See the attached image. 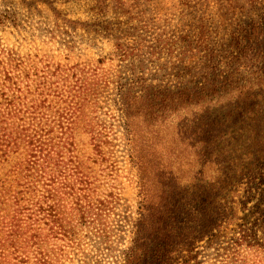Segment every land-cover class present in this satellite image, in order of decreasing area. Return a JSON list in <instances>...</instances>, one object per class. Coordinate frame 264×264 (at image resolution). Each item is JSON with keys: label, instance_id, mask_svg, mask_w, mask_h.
Segmentation results:
<instances>
[{"label": "trees", "instance_id": "obj_1", "mask_svg": "<svg viewBox=\"0 0 264 264\" xmlns=\"http://www.w3.org/2000/svg\"><path fill=\"white\" fill-rule=\"evenodd\" d=\"M17 57L14 50L0 51V264H68L91 243L112 247L117 138L90 120L95 76L48 69L46 89L38 69ZM231 89V107L218 116L234 112L257 134L255 142L233 145L232 137L241 134L235 127L219 144L217 120L206 132L199 122L183 125V140L203 136L211 152L199 154L195 145L181 143L176 179L157 191L158 202L142 204L124 264H264V84ZM125 116L119 122L133 162L132 133L141 131L127 110ZM150 161L165 164L159 156ZM136 164L146 181L149 167L140 159ZM235 167L249 175L236 174ZM245 182L244 193L235 190ZM252 185L260 198L246 209ZM142 187L148 199L154 189L146 182ZM233 192L241 194L250 222L236 223L241 217L233 214Z\"/></svg>", "mask_w": 264, "mask_h": 264}, {"label": "rangeland", "instance_id": "obj_2", "mask_svg": "<svg viewBox=\"0 0 264 264\" xmlns=\"http://www.w3.org/2000/svg\"><path fill=\"white\" fill-rule=\"evenodd\" d=\"M3 48L35 66L46 89L48 69L74 68L81 77L95 76L90 120L117 138L118 216L112 247L91 243L74 252L68 264L125 263L142 204L158 202L157 191L176 179L181 143L195 145L193 152L199 154L211 152L203 136L192 143L183 140V125L189 129L199 122L206 132L219 121V144L237 127L241 134L231 141L239 148L257 137L234 112L218 115L236 96L232 84H264V0H0ZM126 110L129 122L141 131L132 133L133 162L119 122L120 117L126 122ZM153 156L165 164L155 167ZM138 159L149 167L146 181ZM233 169L249 175L243 168ZM143 182L154 189L148 199ZM246 183L235 190L244 193ZM259 193L252 185L247 207L241 194L232 193L233 214L241 217L236 223L250 222L245 207H254ZM205 246L206 240L200 244L204 252Z\"/></svg>", "mask_w": 264, "mask_h": 264}]
</instances>
